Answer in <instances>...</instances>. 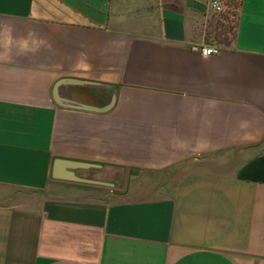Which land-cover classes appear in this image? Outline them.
<instances>
[{"label":"crops","instance_id":"obj_1","mask_svg":"<svg viewBox=\"0 0 264 264\" xmlns=\"http://www.w3.org/2000/svg\"><path fill=\"white\" fill-rule=\"evenodd\" d=\"M213 13L0 0V264H264V0H239L226 41ZM66 77L86 83L64 101L114 106H59Z\"/></svg>","mask_w":264,"mask_h":264},{"label":"water","instance_id":"obj_2","mask_svg":"<svg viewBox=\"0 0 264 264\" xmlns=\"http://www.w3.org/2000/svg\"><path fill=\"white\" fill-rule=\"evenodd\" d=\"M86 81L79 80L76 78H62L59 81L56 82L53 88V98L54 101L59 106L64 107H71V108H77V109H83V110H89V111H96V112H105L110 110L116 101V96L113 94L111 101L102 107L98 106H88L84 104L79 103H71L64 101L62 97L60 96V90L61 87L64 85H78V84H84ZM95 164L91 163H82L78 161H72V160H62V159H55L53 168H52V177L55 179H64V180H70L75 182H82V183H88V184H98L102 186H109L112 184H109L107 182L97 181V180H91V179H84L76 175L75 170L78 168H95ZM63 169H65L67 172H64Z\"/></svg>","mask_w":264,"mask_h":264},{"label":"rangeland","instance_id":"obj_3","mask_svg":"<svg viewBox=\"0 0 264 264\" xmlns=\"http://www.w3.org/2000/svg\"><path fill=\"white\" fill-rule=\"evenodd\" d=\"M238 3L239 0H226V7L224 11L220 14H212L213 16L210 19L212 20V24L216 22L221 27L223 26L224 30L218 29L217 25L213 27V25L212 28L207 30L208 38L215 36L219 40L226 41L227 39L232 37L235 32ZM183 167L189 169H196V165H194V163H187ZM148 193L151 194V192Z\"/></svg>","mask_w":264,"mask_h":264},{"label":"built area","instance_id":"obj_4","mask_svg":"<svg viewBox=\"0 0 264 264\" xmlns=\"http://www.w3.org/2000/svg\"><path fill=\"white\" fill-rule=\"evenodd\" d=\"M208 8H210L214 13L220 14L224 11L226 7V0H206ZM220 48L217 45H202L200 47V52L202 56L208 57L218 54Z\"/></svg>","mask_w":264,"mask_h":264}]
</instances>
